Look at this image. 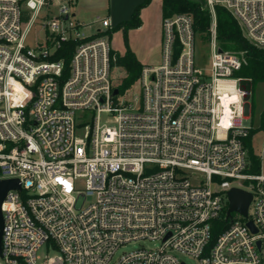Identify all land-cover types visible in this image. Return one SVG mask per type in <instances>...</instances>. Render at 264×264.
<instances>
[{
  "label": "built area",
  "instance_id": "2783aa9c",
  "mask_svg": "<svg viewBox=\"0 0 264 264\" xmlns=\"http://www.w3.org/2000/svg\"><path fill=\"white\" fill-rule=\"evenodd\" d=\"M69 2L0 0V179L21 185L2 202L0 264H264V143L254 171L251 81L220 47L215 10L263 47L264 0H206L208 70L192 16L164 17L162 59L142 68L138 93L118 87L109 17L86 34ZM71 41L68 66L50 59ZM233 187L252 194L246 216L227 213ZM134 241L157 245L117 255Z\"/></svg>",
  "mask_w": 264,
  "mask_h": 264
},
{
  "label": "rangeland",
  "instance_id": "374dc122",
  "mask_svg": "<svg viewBox=\"0 0 264 264\" xmlns=\"http://www.w3.org/2000/svg\"><path fill=\"white\" fill-rule=\"evenodd\" d=\"M109 0H70L68 3V9L70 14L84 22L82 31L86 34H91L95 30L101 28V23L96 21L97 16L106 17L107 7ZM162 3L161 0H149L145 6L140 10V25L136 27H130L127 30L119 27L114 28H101L106 31L110 38L111 47L119 54H123L129 47L131 48L136 57L142 62L146 63L148 59L160 58L162 59L163 41L156 40L155 28L159 21L162 19ZM210 13V9L207 5L204 6ZM58 6H50V9L46 11V17L53 18L58 14ZM217 15V14H216ZM44 17V15L42 16ZM39 30L38 26L33 27L30 38L35 31ZM195 62L196 64L208 70L211 64V42L210 35L203 32H196L195 34ZM240 57H243V52L238 50H231ZM125 71L119 67L114 70V75L119 82L123 77ZM138 93L139 83L136 81L128 93ZM251 104V121L256 128L251 138V143L254 150L260 154L262 145L264 143V81H257L251 85V96L249 98ZM105 118V116H103ZM262 173L264 174V160L262 165ZM82 184V182L80 183ZM157 243L155 241H134L127 243L120 247L117 251V255L123 252L132 251L140 247H155ZM51 254L44 246L38 251V255L41 259L46 254ZM182 260L187 264H198L197 259L189 255H180Z\"/></svg>",
  "mask_w": 264,
  "mask_h": 264
},
{
  "label": "trees",
  "instance_id": "16d2710c",
  "mask_svg": "<svg viewBox=\"0 0 264 264\" xmlns=\"http://www.w3.org/2000/svg\"><path fill=\"white\" fill-rule=\"evenodd\" d=\"M149 0L138 4L129 19L119 22L114 28L127 30L130 27L140 25V10ZM162 18L173 14H189L193 18L195 29L207 33L211 21L209 11L204 7L206 0H161ZM217 14V41L224 50H238L243 52L241 67L235 71V75L250 79L251 85L257 81H264V46L259 47L250 42L241 31V28L230 11L220 5L215 6ZM74 42H66L58 49L57 54L50 59L64 58L66 66L70 61V55L74 49ZM115 66L123 69L125 74L120 78L118 87L121 91L131 87L138 79L144 64L136 57L131 48H127L123 54L115 52ZM255 129L250 130L244 139L252 162V170L260 169V159L253 148L251 138Z\"/></svg>",
  "mask_w": 264,
  "mask_h": 264
},
{
  "label": "water",
  "instance_id": "95a60500",
  "mask_svg": "<svg viewBox=\"0 0 264 264\" xmlns=\"http://www.w3.org/2000/svg\"><path fill=\"white\" fill-rule=\"evenodd\" d=\"M219 51H222L219 49ZM245 82L242 81L241 84ZM246 89L251 88V83L246 82ZM119 92V88L115 87L113 90V95H116ZM21 185L18 178H10V179H0V242L2 236V230L4 225L3 213H2V202L7 194V192L11 189H20ZM229 197V208L228 215L233 211H237L243 215H247L249 204L252 200V194L249 191L244 189L233 187L228 191ZM248 225L252 228L253 231H256L255 226L250 221Z\"/></svg>",
  "mask_w": 264,
  "mask_h": 264
},
{
  "label": "crops",
  "instance_id": "0c3cea01",
  "mask_svg": "<svg viewBox=\"0 0 264 264\" xmlns=\"http://www.w3.org/2000/svg\"><path fill=\"white\" fill-rule=\"evenodd\" d=\"M78 1V0H75ZM144 0H109L107 7V17L111 20L113 26L117 25L119 22L129 19L135 7L142 3ZM163 19V18H162ZM162 19L158 22L155 28L156 40H163L162 32ZM135 53V52H134ZM136 55V54H135ZM160 58L148 59L144 66L157 65L160 63ZM141 62V61H140ZM142 63V62H141Z\"/></svg>",
  "mask_w": 264,
  "mask_h": 264
}]
</instances>
